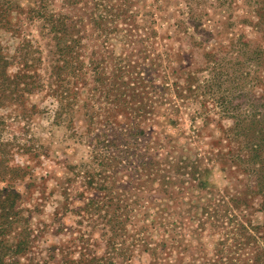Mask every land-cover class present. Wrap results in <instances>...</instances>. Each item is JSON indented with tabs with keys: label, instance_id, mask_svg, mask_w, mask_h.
Instances as JSON below:
<instances>
[{
	"label": "rangeland",
	"instance_id": "rangeland-1",
	"mask_svg": "<svg viewBox=\"0 0 264 264\" xmlns=\"http://www.w3.org/2000/svg\"><path fill=\"white\" fill-rule=\"evenodd\" d=\"M10 1L19 10L13 12L12 28L0 27V51L10 63L11 74L20 70L30 78L27 86L21 83L7 99L0 101V168L6 172L0 187L8 185L18 195L19 214L26 217L36 235L38 248L32 257H44L49 245L73 243H83L99 255L104 249L100 237L113 232L116 215H122L125 229L130 232L138 204L144 206V217L140 219L147 225L149 214L154 212L148 202L156 194L150 191V185L156 188V183H145V177L136 180L129 170L116 169H120L121 158L138 165V158L131 153L142 152L153 143H161L168 159L174 160V167L180 158L196 155L201 160L199 169L209 168L203 177L209 186L206 190L198 188L197 179L187 184L192 188L180 190L182 180L188 176L171 180L163 214L169 222L175 220L184 228L178 236V246L164 248L168 262L177 263L181 258L212 263L217 259L211 252L220 249L219 242L223 239L229 243L222 233L213 234L207 229L217 216L211 214L209 218L206 209L200 208L209 199L222 195L226 199L236 198L237 204L231 202L236 206L227 207L228 213L244 215L264 230L263 197L250 193L243 166L236 167L226 159L228 149H234L236 144L225 137L231 120L220 106V96L227 89L234 91V103L243 107L253 102L257 110H262L264 104V60L261 64L257 60L243 64V50L247 54L255 48L264 49L263 32L251 26L256 17L251 12L254 4L250 0H75V4L42 0L46 8L34 17L28 11L39 0ZM45 10L54 17L64 15L70 25L74 22L71 32L82 47L76 59V78L68 75L61 83L54 79L52 33L48 32V23L40 18ZM101 26L106 34L99 31ZM151 29L156 32L154 39L150 37ZM237 39L247 41L248 45H240L236 56L232 43ZM151 48L154 56L160 55L162 59H153ZM208 52L214 55L209 62ZM142 62H159L162 66L166 63L170 69L180 63L182 73L196 72L200 88L189 104L181 108L176 135L167 133L177 130L159 116L167 111L163 99L159 98L162 102L156 117L147 113L151 104L146 99L151 97L147 94L149 85L141 87L136 83L133 70ZM215 62L223 65L220 70L224 74L219 77V70H211ZM121 66L128 77L124 78L129 85L126 87L113 84ZM161 75L159 70L158 77L162 78ZM139 91L142 98H138ZM119 94L121 101L112 100ZM162 97L167 98L168 94L163 92ZM139 105L144 107L143 112L137 111ZM113 122L138 125L144 132L137 140L139 145L129 141L126 149L105 148L103 145L112 141L118 129ZM165 137L172 141L168 143ZM120 149L122 157L116 152ZM127 149L129 152H123ZM217 152L221 155L213 156ZM210 153L216 160H206ZM107 156L113 157L108 163ZM87 199L98 201L99 207L90 204L85 208ZM224 214L221 209L219 215ZM21 225L20 221L14 230ZM170 235L174 233L164 236L168 246ZM138 249L133 248L130 264H149L152 258ZM178 251L183 254L180 256ZM246 251L244 248L241 253L245 256Z\"/></svg>",
	"mask_w": 264,
	"mask_h": 264
},
{
	"label": "trees",
	"instance_id": "trees-1",
	"mask_svg": "<svg viewBox=\"0 0 264 264\" xmlns=\"http://www.w3.org/2000/svg\"><path fill=\"white\" fill-rule=\"evenodd\" d=\"M65 1L75 4V0ZM250 1L254 4V9H252L251 12L256 17V22L251 26L264 34V0ZM44 8H46V6L42 4V0H39L33 8L29 9L28 13L31 17L38 16V13ZM18 10L19 7L17 5L13 6L10 0H0V27L7 29L12 28V21L15 18L13 12L18 13ZM41 16L40 18L48 23V32L52 33V40L54 42V54L56 56L53 66L54 79L57 83H61L68 75H73L74 78L78 77L79 71L76 59L79 58L78 55L81 54L79 52H81L82 47L77 40V36L73 35L71 32V27L74 22L70 25L64 15L54 17L53 13L47 10H45ZM99 31L105 32V34L107 32L102 26ZM150 32L152 34L150 37L154 39L156 36L155 30L151 29ZM105 38L107 37L105 36ZM240 45L247 46L248 42L237 39L236 42L232 43V52H235L236 56L238 52H240ZM245 52L246 50H243L242 54L245 56L243 64L255 60L261 64L264 60V49L255 48L250 50V53L247 51V54H245ZM150 53L153 59H159L160 55L154 56L152 48L150 49ZM206 54L209 62V59L214 57L213 52H208ZM160 58L162 59V57ZM81 64L82 66L84 65L82 61ZM141 64L143 65L138 64L137 67H132L136 83L141 84V87H147L149 85L147 94L151 97L146 96V99H149L151 104H149L147 113L156 117V115H158V113H156L158 111L156 110L162 102L161 99H163L166 104L165 106H167V111H163L159 116L164 118L163 120L169 127H173L172 129L175 128L177 130V132H175V130H173V132H167L170 136L178 134L180 130L178 129L180 125L179 120L182 113L181 108L189 104L191 99L197 95V91L200 88L196 72L190 70L182 73L183 68L180 63H178L177 68L173 69H170V65H166V63L165 66H162V63L159 64V62L157 64L153 62L149 65L144 62ZM168 64H170V62H168ZM9 65L8 59L0 51V101L7 99L21 83L25 86L29 83L28 78L30 77L25 73L22 74L20 70H18L16 74H11L9 72ZM234 65L239 64L234 63ZM80 66L79 68H81ZM123 68L124 66H121L116 71L118 75L115 74L114 86H129L126 80H124V78L128 79V77L125 75L126 71H124ZM215 68L216 71L219 70V72L216 73L217 77H219V74H224L220 70L223 68V65L221 66L220 63L215 62L211 70ZM159 70L162 72V78L158 77ZM95 73L97 74L98 71L95 70ZM96 80L100 82V79L95 78L94 81ZM208 87L210 88L211 85L208 84ZM130 90L134 92V88H130ZM163 92L168 94L167 98L162 97ZM233 92V90L227 89L226 93L220 96L222 113L231 120L224 134L229 143L233 141L236 144L234 149H228L226 159L236 167L243 166V170L248 174V187L250 193L263 197L261 207L264 212V104L261 105L262 110H257L253 102L243 107L238 103H234ZM140 93L139 91V96H135H138V98L141 97ZM121 96L122 95L119 94L118 97L115 96L112 100L121 101ZM80 97L81 95L79 98ZM127 108L131 111L134 110L132 107ZM137 111L143 112L144 107L141 108L140 105L137 106ZM196 114L200 116L199 112H196ZM88 123L93 122L88 121ZM113 124L117 126L118 129L114 132L116 135L113 137L112 141H107L109 142L107 144L102 143L105 148L117 149L118 146H123L126 149L128 148L126 142L129 141H133L134 144L139 145V141L137 140L139 135H144V132L141 131L138 125L133 122H129L128 124L125 123V126H123L121 122H113ZM114 128L116 129V127ZM167 137H165V140L170 143L172 140L171 138L167 139ZM114 140H117L119 144L116 145ZM161 147V143H153L150 147L146 146L144 148L143 146L144 150L142 152H132L131 156L134 155L139 160L138 165L135 164V166H133V162H126V160L121 158L120 169H116L118 172H122V170L126 169L130 171V176L136 178V180H141L145 177L147 178L145 183H156V188L150 185V191L156 194L151 196V200L148 202V206H150L154 212L149 214L150 219L147 220V225H145L143 224L144 219H140L144 217V213L141 212L144 206L141 204L139 205V202L136 203L138 206L132 217L133 221L130 223L133 226L130 232L125 229V219L121 218L122 215H116L117 221H114L113 232L109 235L103 233L100 237L104 249L99 255H97L95 250L92 249V251L90 247L84 246L83 243L81 245H75L73 243L71 246H61L60 244L49 245L45 248L46 253L44 257H32V253H35V250L38 248L35 244L36 235L32 233L33 230L30 229L26 217H24V215L20 216L19 214V207L17 206L18 195L13 188L8 185L2 188L0 187V264H130L131 253L135 247L139 248V251L149 254L152 258L149 264H264V230H261L260 225L247 220L244 215L238 217L233 213H228L227 207L233 209V206H236L232 205L231 202L237 204L238 201H236L234 197L226 199L223 195L218 199H209L206 205L200 206L201 209H206V216L209 218L217 214L216 218L211 220L207 229L213 234L216 232L222 233L227 240H230L229 243H225V240L222 239V243L219 242V244H221L220 249L215 248L211 252V255L216 257L217 260H214L212 263L210 261L197 263L194 259L182 261L181 258L177 263L167 261L168 253L165 252L166 249L164 250V248L168 250L170 247L178 246V242L180 241L178 236L181 235L180 231L184 228V225L180 222H176L175 220L169 222L163 214L165 212L164 205L167 198H169L167 192L169 185L172 184L171 180L175 176L181 178L188 176L186 180H182L180 190L185 192L188 188H192L187 184L190 183L191 180L196 179L199 183L198 188L200 190H206L209 186L203 177L207 174L209 168L204 166L202 169H199L200 165L198 164L201 160L196 155L186 157L185 159L180 158L179 162L176 163L178 166L174 167V160H172V158L168 159L167 152L161 149ZM122 150L123 149L116 150L118 157H122L124 154H119V151L122 152ZM129 150L130 149H127L123 152L127 153ZM160 150L162 151L160 152ZM126 153L125 155H130V153ZM211 154L212 153L206 158L209 162L216 160L215 157H217V155H221L217 152L213 155L215 157H212ZM112 158L113 157L107 156L105 162H110ZM181 168H184L185 171H179ZM5 175L6 172L0 168V181H4ZM199 175H201V178H199ZM90 204H95L96 207H99L98 201L95 202L92 199H87V202L84 203V207L87 208ZM196 206L198 205L194 207ZM221 209L226 212V214L219 215ZM137 210L138 212L136 213ZM105 211L108 210L106 209ZM231 217H233L232 220ZM20 221L22 224L21 227L17 226L18 228L16 227L14 230V226ZM138 223H140V225ZM199 229L205 230V228L202 227H199ZM170 232L171 234L174 233V235L168 237V241L171 242L170 246H168V242H165L164 236L168 235ZM117 237L118 239L116 240ZM183 248L185 251V247ZM244 248H247L245 256L241 253V250ZM178 254L181 256L183 253L182 251H178Z\"/></svg>",
	"mask_w": 264,
	"mask_h": 264
}]
</instances>
